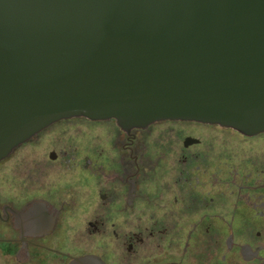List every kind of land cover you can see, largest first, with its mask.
<instances>
[{"label":"flooded vegetation","instance_id":"obj_1","mask_svg":"<svg viewBox=\"0 0 264 264\" xmlns=\"http://www.w3.org/2000/svg\"><path fill=\"white\" fill-rule=\"evenodd\" d=\"M0 264H264V132L61 120L0 161Z\"/></svg>","mask_w":264,"mask_h":264},{"label":"water","instance_id":"obj_2","mask_svg":"<svg viewBox=\"0 0 264 264\" xmlns=\"http://www.w3.org/2000/svg\"><path fill=\"white\" fill-rule=\"evenodd\" d=\"M75 118L264 132V0H0V161Z\"/></svg>","mask_w":264,"mask_h":264},{"label":"rangeland","instance_id":"obj_3","mask_svg":"<svg viewBox=\"0 0 264 264\" xmlns=\"http://www.w3.org/2000/svg\"><path fill=\"white\" fill-rule=\"evenodd\" d=\"M78 123H80L81 125H83L84 127H86V126H88V127H90V128H97V129H99L100 128V126H98V125H86V123L84 122V121H78ZM71 125V126H70ZM100 125V124H99ZM101 125H103V124H101ZM67 127H63V131H65L66 133L67 132H69V131H71L67 136H65V139H63V141H64V145H65V147L67 148L68 146H70V145H73L74 144V138L72 137V136H74L75 134H76V131L78 130V129H81L80 130V132H82V133H86L87 132V130H85V129H82L81 127H80V125H78L76 122H74V121H71V122H69L68 123V125H66ZM103 127H105V126H103ZM78 132V131H77ZM72 135V136H71ZM89 139H90V137H87V138H84V139H80V140H84V141H87V142H89ZM25 150H27V148H25L24 149V151L21 153V155L20 156H26V151ZM40 154H39V151H37V153H36V156H39Z\"/></svg>","mask_w":264,"mask_h":264}]
</instances>
